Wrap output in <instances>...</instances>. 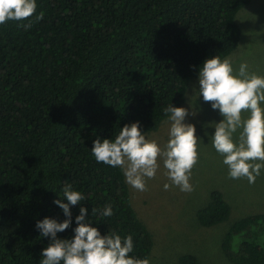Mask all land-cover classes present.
Segmentation results:
<instances>
[{"label":"trees","instance_id":"obj_1","mask_svg":"<svg viewBox=\"0 0 264 264\" xmlns=\"http://www.w3.org/2000/svg\"><path fill=\"white\" fill-rule=\"evenodd\" d=\"M252 1L37 0L31 17L0 24V264H39L49 240L35 224L65 219L52 201L66 183L85 197L73 220L83 205L101 234H131L134 254L151 258L154 237L123 172L97 163L92 142L135 121L157 132L163 108L185 103L203 61L238 49L236 17ZM105 203L111 217L99 215ZM231 217L219 190L197 212L204 230ZM221 248L230 264H264V213L233 222ZM179 264L199 260L186 254Z\"/></svg>","mask_w":264,"mask_h":264},{"label":"clouds","instance_id":"obj_2","mask_svg":"<svg viewBox=\"0 0 264 264\" xmlns=\"http://www.w3.org/2000/svg\"><path fill=\"white\" fill-rule=\"evenodd\" d=\"M36 8L37 0H0V24L24 21L36 12ZM35 18L42 19L43 13ZM20 26L28 28L30 24ZM195 94L198 99L211 102V109L218 111L221 117L207 125L214 129L211 133L205 131L207 143L196 134V125L186 122L189 109L171 103L163 108L170 124L168 140L163 147L157 139H150L140 122L135 121L119 128L110 139L97 137L93 140L92 156L97 163L119 167L125 182L141 192L146 190V180L156 176L162 160L165 175L172 185L181 192H191L190 178L199 159V143H210L222 156L229 178H246L249 184L254 183L264 172V75L249 71L246 62H241L237 70L230 57L222 59L213 55L199 66ZM168 187L165 183V190ZM61 191L62 196L52 203L62 210L65 219L59 221L45 216L35 224L40 235L49 240L39 253V264H151L150 258L134 254L131 234L121 236L113 230L101 234L83 205L73 220L72 207L85 201V197L70 183ZM96 213L97 209L93 208L92 216ZM99 215H114L112 204L105 203ZM73 223L76 226L72 228V236L60 238L58 233H63Z\"/></svg>","mask_w":264,"mask_h":264},{"label":"rangeland","instance_id":"obj_3","mask_svg":"<svg viewBox=\"0 0 264 264\" xmlns=\"http://www.w3.org/2000/svg\"><path fill=\"white\" fill-rule=\"evenodd\" d=\"M236 21L242 37L238 49L229 56L234 69L238 70L239 64L246 62L249 71L264 75V0H253L237 14ZM197 86L198 78L191 82L182 106L189 109L186 122L195 124L196 134L207 143L205 131H214L207 125L221 117L218 111L211 109V102L198 99ZM192 112L196 115H191ZM169 126V122L164 121L160 129L148 137L157 139L163 147L168 140ZM205 143H199V159L190 178L191 192H181L172 185L165 175L162 160L156 176L146 180L145 191L129 185L132 205L154 237L151 264H179L180 257L186 254L195 255L199 264H230L221 248L230 225L242 217L264 213V172L252 184L246 178L231 179L222 156L210 143ZM165 183L169 184L167 190ZM214 190L223 193L232 207V217L214 229L204 230L198 223L197 212L207 205Z\"/></svg>","mask_w":264,"mask_h":264}]
</instances>
